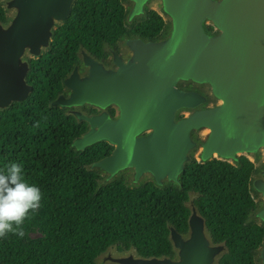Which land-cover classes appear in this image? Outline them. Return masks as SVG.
<instances>
[{
	"label": "water",
	"instance_id": "95a60500",
	"mask_svg": "<svg viewBox=\"0 0 264 264\" xmlns=\"http://www.w3.org/2000/svg\"><path fill=\"white\" fill-rule=\"evenodd\" d=\"M75 1L0 0L7 19L0 21V111L29 97V60L49 50ZM127 1L132 0H124V6ZM158 1L166 16L158 12L166 24L164 33L156 40L123 37L119 42L131 50L127 58L111 50L112 60L106 63L80 46L81 64L67 74L63 91L50 102V107L87 124L71 147L84 151L98 142L113 146L109 156L88 165L104 175L105 184L128 169L135 179L150 173L138 168L149 167L157 175L164 169V179L172 173L179 185L193 160L203 164L217 159L236 166L243 156L255 165L261 157L258 149L264 147V0ZM147 2L125 6L127 25L145 17ZM187 84L203 92L181 88ZM214 99L218 104L212 106ZM202 130H208L203 139L197 136ZM189 152L193 157L188 159ZM256 167L250 184L253 197L258 190L264 195V181L256 179L264 175V167ZM197 196L190 192L186 202L188 231L182 234L169 226L174 258H145L134 249L120 252L110 246L96 257V264H209L213 254L222 258L228 248L213 242L194 203ZM258 204L249 220L264 224V206ZM263 253L264 240L256 251L257 264Z\"/></svg>",
	"mask_w": 264,
	"mask_h": 264
},
{
	"label": "trees",
	"instance_id": "16d2710c",
	"mask_svg": "<svg viewBox=\"0 0 264 264\" xmlns=\"http://www.w3.org/2000/svg\"><path fill=\"white\" fill-rule=\"evenodd\" d=\"M123 1L76 0L49 50L29 60V97L0 111V170L22 164L24 179L43 194L39 210L24 222L25 235L0 238V264H96L110 246L120 252L134 249L145 258H174L169 226L188 231L190 192L198 193L194 203L213 242L228 248L219 264H257L264 224L249 220L259 206L250 191L254 163L243 156L236 166L193 160L179 185L130 187L124 172L105 184L88 165L109 156L113 146L98 142L76 151L73 140L87 131V124L50 107L77 64L81 45L103 58L104 49L125 36L156 40L164 33L165 21L154 10L127 25ZM6 20L0 2V21ZM32 229L41 234L32 237Z\"/></svg>",
	"mask_w": 264,
	"mask_h": 264
},
{
	"label": "clouds",
	"instance_id": "9594fccd",
	"mask_svg": "<svg viewBox=\"0 0 264 264\" xmlns=\"http://www.w3.org/2000/svg\"><path fill=\"white\" fill-rule=\"evenodd\" d=\"M40 188L23 177V165L13 162L0 170V238L25 235L23 225L41 207Z\"/></svg>",
	"mask_w": 264,
	"mask_h": 264
},
{
	"label": "rangeland",
	"instance_id": "374dc122",
	"mask_svg": "<svg viewBox=\"0 0 264 264\" xmlns=\"http://www.w3.org/2000/svg\"><path fill=\"white\" fill-rule=\"evenodd\" d=\"M133 1L136 2V0H132L131 2L127 1L126 2V7L127 6H131L133 4ZM150 2H147L146 5L144 6L147 7V10H155L157 12H160L161 13V6L160 4L158 3L159 1L158 0H149ZM162 16L166 17L163 13H161ZM8 17L10 16V13H7ZM139 20V18H138ZM167 20H169V18L167 17ZM206 36L208 37H212L214 36L213 34H211V32H207V33H204ZM114 49L116 50L115 52L117 54L120 55V57H123L124 59L127 58L130 54H131V50L128 48V46H123L122 43L120 42H117ZM118 51V52H117ZM109 58H111L112 60V57L110 56ZM117 64H114V68H116ZM189 76H185L183 77V79H187L189 78ZM193 79H196L195 76H193ZM200 83H204L203 80L199 81ZM218 104V101L216 99L212 100L210 105L214 106ZM85 109H89V107H85ZM208 130H202V132H198L197 133V136L201 139H203L207 134ZM145 133H148V132H145ZM258 152H260L261 154V157L256 159L255 161V165L256 166H262L264 167V147H260L258 149ZM263 154V155H262ZM250 158L252 154H248ZM190 157H193V154L191 152L188 153V159ZM136 167V166H135ZM139 170L138 171H149L150 173H143L141 175H136L135 179H133V176H130L132 174V170L130 171V169L127 170V173H124V176H125V179H129V182L131 184H139V183H144V182H153L155 184H158V185H164V186H167V185H172L174 183H176V177H173L172 176V173H170L169 176H166V179H164L162 172L164 171V169L162 170L161 174L160 175H157L155 172H153L151 169H149V167H145L143 169L141 168H138ZM103 175V174H102ZM104 176V175H103ZM259 179L260 181H264V175H260V176H256V179ZM126 179V181H127ZM254 198H255V202L257 201L258 203H262L263 206H264V195L262 194L261 190H258V192H254ZM258 222H262V220L260 219H257ZM40 231L38 229H32L31 232H30V235L32 237H37L38 235H40ZM202 245L204 247V249L206 248L205 246V243H204V239H202ZM220 253L217 255V254H213L212 255V258H211V262L209 264H218V260L220 259ZM259 262L258 264H264V253L263 254H259ZM179 259V258H178Z\"/></svg>",
	"mask_w": 264,
	"mask_h": 264
},
{
	"label": "flooded vegetation",
	"instance_id": "af4514ba",
	"mask_svg": "<svg viewBox=\"0 0 264 264\" xmlns=\"http://www.w3.org/2000/svg\"><path fill=\"white\" fill-rule=\"evenodd\" d=\"M147 11H149V10H147ZM155 11V10H154ZM157 14H159L157 11H155ZM159 16L164 20V18L159 14ZM211 30H213L212 28H211ZM111 50H114V51H116L115 49H114V47H108V50L105 48L104 49V54H105V56L103 57V58H98V57H96L95 55H93L94 57H96L97 59H99V60H101V61H103V62H106V63H108V62H110L111 60H110V56L112 55V53L113 52H111ZM118 52V51H117ZM77 64H81V62L78 60V62H77ZM188 85V86H187ZM187 85H182L181 86V88L182 89H187V88H189L190 90L191 89H194V90H198V91H201L200 89H198L196 86H194L193 84H187ZM191 91H193V90H191ZM201 92H203V91H201ZM111 109L114 111L113 113L111 112ZM84 110L85 111H87L88 113H94V112H96V110L94 109V108H89V109H85L84 108ZM109 112H110V114L112 115V116H114V114H115V110H114V108L113 107H110L109 108Z\"/></svg>",
	"mask_w": 264,
	"mask_h": 264
},
{
	"label": "bare ground",
	"instance_id": "6f19581e",
	"mask_svg": "<svg viewBox=\"0 0 264 264\" xmlns=\"http://www.w3.org/2000/svg\"><path fill=\"white\" fill-rule=\"evenodd\" d=\"M216 156V154H214Z\"/></svg>",
	"mask_w": 264,
	"mask_h": 264
}]
</instances>
